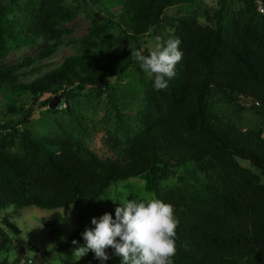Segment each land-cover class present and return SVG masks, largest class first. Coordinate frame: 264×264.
I'll list each match as a JSON object with an SVG mask.
<instances>
[{
    "label": "trees",
    "instance_id": "16d2710c",
    "mask_svg": "<svg viewBox=\"0 0 264 264\" xmlns=\"http://www.w3.org/2000/svg\"><path fill=\"white\" fill-rule=\"evenodd\" d=\"M9 1L0 3V59L11 48L44 40L58 41L47 50L55 55V27L78 13L90 17L91 29L50 70L42 72L38 64L47 56L24 76L0 72V94L10 101L30 95L29 114L44 95H59L66 106L61 113L78 122L71 102L94 93L105 96L120 131L136 129L126 148L101 159L77 140L35 137L19 130L20 122L0 125V214L7 211L2 223L10 234L19 237L9 218L24 208L72 207L79 228L67 239L49 223L50 238L58 241L53 251L65 252L73 240L83 244V223L105 213L97 199L109 187L143 177L147 192L171 204L178 220L173 264H264V136L242 129L225 108L249 102L264 115V0H218L209 16L212 27L198 22L200 0H73L74 10L54 9L51 15L43 0ZM174 6L187 8V14L166 17ZM110 30L131 46L111 45L105 40ZM152 32L161 44L178 37L183 52L174 78L159 91L135 58ZM27 76L35 78L22 83ZM112 79L125 83L120 94L101 88ZM130 106L135 113L126 110ZM171 177L178 185L161 191ZM6 243L1 239L0 249ZM27 245L17 242L21 253L24 247L40 252ZM107 251L106 264H119ZM93 255L79 264H99Z\"/></svg>",
    "mask_w": 264,
    "mask_h": 264
},
{
    "label": "rangeland",
    "instance_id": "374dc122",
    "mask_svg": "<svg viewBox=\"0 0 264 264\" xmlns=\"http://www.w3.org/2000/svg\"><path fill=\"white\" fill-rule=\"evenodd\" d=\"M30 0H17V4L25 5ZM9 0H0V3H9ZM50 6V15L54 13V9L61 11L74 10L76 3L73 0H43ZM218 0H200L197 12L198 22L202 26L212 27L209 16L217 9ZM187 8L174 6L165 11L166 17L179 18L187 14ZM261 12V11H260ZM91 29L90 17L84 13H78L69 23H60L55 27L59 32V45H56L53 56L48 55V46L51 43L57 44V40L50 42L44 40L35 46H27L20 49L11 48L7 54L0 59V72L10 71L14 74L24 76L36 67L37 60H45L38 64L44 65L42 72L54 68L59 65L61 60L74 53L84 38L89 35ZM106 37L113 46L126 47L131 46L129 40L120 36L115 31L110 30ZM160 38L157 33H151L145 40V46L141 52L148 50L149 55L160 45ZM33 64V65H32ZM32 76V75H31ZM21 77V82H29L35 78ZM146 80H152V76L145 74ZM107 88L109 92L120 94L125 89V83H121L116 79L108 80L101 88ZM54 109L50 108V103L57 102ZM48 100L49 103L44 104ZM14 101V102H13ZM14 103L15 110H12L11 104ZM44 105H43V104ZM32 106V98L30 95H23L15 100H8L0 94V125L16 123L19 130H27L35 137L70 138L81 142L86 149L93 152L101 159L113 158L118 152L126 148L127 139H131L132 132L136 131L135 126L129 125L127 132L120 131L115 122V118L108 111L107 100L105 96L84 93L71 102L72 111L77 114L78 122L61 113L65 110L64 101L59 95H44L34 105V111L29 114L28 110ZM226 112L235 120L242 129L260 130L264 136V115L254 109L252 103H243L234 105L233 107L225 106ZM59 109L58 112H55ZM126 110L135 113L136 109L132 106ZM26 117V118H24ZM83 130V134L81 131ZM126 134V136H125ZM11 151H15L13 148ZM246 168H251L247 164H243ZM252 169V168H251ZM257 175L259 173L252 169ZM176 177H171L160 184V190L163 192L172 191L177 185ZM147 182L143 177L131 178L118 182L109 187L100 197L99 200L102 210L106 213H112L114 216L115 207L118 205L114 202H121L125 199L139 200L146 197H155L153 193L147 192ZM114 202H113V201ZM7 212V211H6ZM6 212L0 214V240L7 239L8 243L0 249V260L5 264H35L38 253L31 251L28 247H24L21 253L17 247V242L24 241L30 246L40 249L39 253L43 254V264H68L72 261V253L78 245H71L65 252H54L53 249L58 245V241H52L50 238L49 223H54L61 235L67 239L73 231L79 228L74 210L72 207H64L51 211L40 210L35 207L24 208L17 215H13L9 220L14 224L15 228L20 232L19 237L11 235L4 227L2 217ZM91 227L90 221L83 223L81 229ZM27 245V246H28ZM20 255V259L18 256ZM86 257V256H85ZM84 258V257H83Z\"/></svg>",
    "mask_w": 264,
    "mask_h": 264
},
{
    "label": "clouds",
    "instance_id": "9594fccd",
    "mask_svg": "<svg viewBox=\"0 0 264 264\" xmlns=\"http://www.w3.org/2000/svg\"><path fill=\"white\" fill-rule=\"evenodd\" d=\"M180 44V39L175 37L158 45L149 55L135 53L140 68L154 77L155 90L167 88L174 78L176 65L183 57ZM114 203L118 205L114 216L106 212L93 217L91 227L81 234L83 244L72 241L78 246L73 250L71 264H79L90 252L99 264H106L110 259L109 248L119 264H173L178 226L173 206L155 197Z\"/></svg>",
    "mask_w": 264,
    "mask_h": 264
},
{
    "label": "water",
    "instance_id": "95a60500",
    "mask_svg": "<svg viewBox=\"0 0 264 264\" xmlns=\"http://www.w3.org/2000/svg\"><path fill=\"white\" fill-rule=\"evenodd\" d=\"M59 102V98H57V102H53L50 103V108L54 109L57 105V103ZM43 254L42 253H38L36 260H35V264H43Z\"/></svg>",
    "mask_w": 264,
    "mask_h": 264
},
{
    "label": "built area",
    "instance_id": "2783aa9c",
    "mask_svg": "<svg viewBox=\"0 0 264 264\" xmlns=\"http://www.w3.org/2000/svg\"><path fill=\"white\" fill-rule=\"evenodd\" d=\"M262 12V10H260Z\"/></svg>",
    "mask_w": 264,
    "mask_h": 264
}]
</instances>
